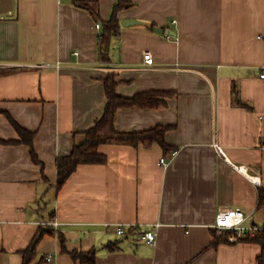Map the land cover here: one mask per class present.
Returning a JSON list of instances; mask_svg holds the SVG:
<instances>
[{
	"label": "crops",
	"instance_id": "1",
	"mask_svg": "<svg viewBox=\"0 0 264 264\" xmlns=\"http://www.w3.org/2000/svg\"><path fill=\"white\" fill-rule=\"evenodd\" d=\"M88 1L99 19L74 0H0V138H20L11 117L35 132L40 159L0 142V264H23L43 229L53 231L36 244L43 264H257L260 244L221 239L214 223L240 207L264 227V0H129L109 60L99 35L118 0ZM110 72L123 96L172 92L161 107L119 109L115 124L171 125L173 148L103 143L107 160L80 164L58 188L57 158L103 115ZM157 223L155 244L139 238Z\"/></svg>",
	"mask_w": 264,
	"mask_h": 264
},
{
	"label": "trees",
	"instance_id": "2",
	"mask_svg": "<svg viewBox=\"0 0 264 264\" xmlns=\"http://www.w3.org/2000/svg\"><path fill=\"white\" fill-rule=\"evenodd\" d=\"M74 3L80 7L86 8L98 16V4L97 1L88 0H74ZM129 0H118L114 6L113 13L110 19L106 20L103 24L102 31L99 35L100 40V55L104 60L110 59V50L113 38L118 34L120 30V20L118 12L125 5L129 4ZM97 19H99L97 17ZM0 68V73L4 72ZM119 82L115 72H110L105 78V91L107 95V103L104 109V113L100 119H98L94 126L89 128L85 134V140L76 143L73 150L64 156L57 158L58 180L57 186L61 187L70 175L78 168L82 163H103L107 160V155L100 151V145L112 140L118 142L129 143L132 145H138L143 143L146 146H151L154 143H160L165 151L172 149L173 147L166 141V132L172 128L171 125H157L150 129L139 131H122L116 128L115 120L116 114L119 109L123 107L140 106L144 108L161 107L167 104V98L171 91L161 90H149L137 93L133 96H123L117 91ZM237 93V89H235ZM2 109L0 108V111ZM10 117V115H9ZM10 119L16 126L20 138L19 139H1L2 143H15L23 142L31 147L33 159L36 162H40L38 154L34 148V136L35 132L29 131L19 125L11 117ZM260 204H264V188L260 190ZM45 232H53L50 229H43L35 239L33 244L24 251V263L23 264H43V260L36 261V244L40 237ZM222 237L221 239H223ZM226 238V237H225ZM227 239V238H226ZM246 241L255 242L262 246V251L257 258V264H264V227H262L255 236L244 238ZM75 257L79 256L82 260H94V252L78 253L72 252Z\"/></svg>",
	"mask_w": 264,
	"mask_h": 264
},
{
	"label": "built area",
	"instance_id": "3",
	"mask_svg": "<svg viewBox=\"0 0 264 264\" xmlns=\"http://www.w3.org/2000/svg\"><path fill=\"white\" fill-rule=\"evenodd\" d=\"M97 28L101 27V23H97ZM164 36L167 39H175L176 35L171 32H164ZM77 53V52H76ZM154 56L152 53L147 52L144 54V62L148 65L154 64ZM260 77L264 79V68L260 72ZM214 147L220 155L227 158L226 151L222 145L219 143H214ZM161 163L163 165L168 164V159L166 157L161 158ZM250 214H247L240 207H224L221 208L217 215L214 223V229L217 235L222 238L226 237L229 240L236 241L241 240L250 236H255L257 232L262 228V226L250 224L247 222ZM44 224H52L58 226L59 221L43 222ZM159 224L157 223L154 228L147 229L140 233L139 238L145 240L150 244H155L157 240V229ZM119 234L124 233V228L122 226L118 229ZM49 261L52 260V255L46 257Z\"/></svg>",
	"mask_w": 264,
	"mask_h": 264
},
{
	"label": "water",
	"instance_id": "4",
	"mask_svg": "<svg viewBox=\"0 0 264 264\" xmlns=\"http://www.w3.org/2000/svg\"><path fill=\"white\" fill-rule=\"evenodd\" d=\"M138 21L136 20V19H124V21H123V23L124 24H134V23H137ZM159 31H161V32H171V33H174V32H172L171 30H164V29H158Z\"/></svg>",
	"mask_w": 264,
	"mask_h": 264
}]
</instances>
